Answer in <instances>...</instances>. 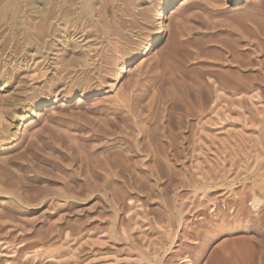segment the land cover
<instances>
[{
	"label": "rangeland",
	"instance_id": "1",
	"mask_svg": "<svg viewBox=\"0 0 264 264\" xmlns=\"http://www.w3.org/2000/svg\"><path fill=\"white\" fill-rule=\"evenodd\" d=\"M163 1L0 0V264H236V245L264 264V0H183L145 50L156 25L138 12ZM44 18L78 21L101 46L102 90L59 79L67 97L37 106L52 73L26 52Z\"/></svg>",
	"mask_w": 264,
	"mask_h": 264
},
{
	"label": "bare ground",
	"instance_id": "2",
	"mask_svg": "<svg viewBox=\"0 0 264 264\" xmlns=\"http://www.w3.org/2000/svg\"><path fill=\"white\" fill-rule=\"evenodd\" d=\"M11 1V0H10ZM56 1V0H55ZM206 1V3H208V2H210V0L208 1V0H205ZM204 1V2H205ZM214 1V0H213ZM234 1H238V0H220L219 2H217V3H219L218 5H219V7H222V6H224V5H229L230 3H233ZM184 2L185 1H183V0H164L163 2H161V6L160 7H156V8H153V10L154 11H150V12H144L143 11V13L142 12H138L139 14H143L144 16H149L150 15V17H151V19L153 20V22L155 23V25H156V30L154 31V33L152 34V36H151V39L149 40V42H147V45L144 47V49L145 50H148V49H150V48H152V47H154L158 42H159V40H161V37H162V35L164 34V31H165V18H167V12H170L174 7H177L179 4H184ZM10 3V2H9ZM12 3H15V2H13V0H12ZM20 3L22 4V2L20 1ZM87 3L88 4H90V3H92V0H87ZM216 3V2H215ZM216 3V4H217ZM258 3V2H257ZM5 4H6V1H5ZM38 4V3H37ZM94 4V3H93ZM211 4V3H210ZM249 4V3H248ZM7 5V4H6ZM9 5H11V4H9ZM8 5V6H9ZM25 5V4H24ZM85 5V4H84ZM83 5V6H84ZM110 5V4H109ZM194 5H197V4H194ZM21 6V5H20ZM53 6H54V4H53ZM95 6V5H94ZM105 6V5H104ZM200 6V5H199ZM232 6V5H231ZM7 7V6H6ZM22 7H23V5H22ZM65 7V6H64ZM103 7V6H102ZM180 7V6H179ZM179 7L177 8L178 10H175V11H177L176 13H174V14H180V12H181V9H179ZM227 7V6H226ZM229 7V6H228ZM0 8H2V7H0ZM5 8V7H4ZM3 8V9H4ZM18 8V7H17ZM44 8V7H43ZM106 8V7H105ZM185 8V7H184ZM249 8V7H248ZM15 9V8H14ZM250 9V8H249ZM6 10H7V8H6ZM22 10V9H21ZM21 10H20V12H21ZM38 10V9H37ZM80 10V9H79ZM108 10V9H107ZM200 10V9H199ZM244 10V9H243ZM5 11V10H4ZM246 11H248V9H245V11L244 12H246ZM2 12V11H1ZM25 12H27V11H25ZM34 12H35V10H34ZM201 12H203V11H201ZM251 12V11H250ZM7 13H8V11H7ZM53 13L55 14V12L53 11ZM126 13H128V12H126ZM182 13H184V12H182ZM238 13H240V12H238ZM9 14V13H8ZM25 14V13H24ZM27 14H30V13H27ZM32 14V13H31ZM59 14V13H58ZM193 14V13H192ZM235 14V13H234ZM237 14V13H236ZM243 14V13H242ZM1 15V14H0ZM7 15V14H6ZM16 15H18V14H16ZM26 15V14H25ZM32 15H34V14H32ZM41 15V14H40ZM66 15V14H65ZM108 15V14H107ZM128 15H129V13H128ZM208 15V14H207ZM24 16V15H23ZM48 16H50V14L48 15ZM47 16V17H48ZM66 16H68V14L66 15ZM76 16V15H75ZM78 16H80V15H78ZM81 16H83V15H81ZM81 16H80V18H81ZM100 16V15H99ZM240 16H241V14H240ZM249 16V15H248ZM8 17H10V16H8ZM50 17H52V16H50ZM57 17V16H56ZM70 17V16H69ZM73 17V16H72ZM71 17V18H72ZM102 17V16H101ZM208 17V16H207ZM235 17V16H234ZM253 17V16H252ZM2 18V17H1ZM11 18V17H10ZM18 18V17H17ZM55 18V17H54ZM79 18V19H80ZM107 18V17H106ZM179 18V17H178ZM177 18V19H178ZM181 18H184L183 17V15L181 14V16H180V18L179 19H181ZM221 18V17H220ZM230 18V17H229ZM247 18V17H246ZM254 18V17H253ZM16 19V18H15ZM56 19V18H55ZM75 19V18H74ZM179 19L177 20V21H179ZM188 19V18H187ZM217 19V18H216ZM234 19H236V18H234ZM12 20V19H11ZM54 20V19H53ZM186 20V19H185ZM184 20V23H186L187 21H185ZM233 20V19H232ZM4 21H5V19H4ZM13 21H15L14 19H13ZM40 21V26H41V33H40V35L38 34V41H37V43H39V46H37V47H34V48H32V49H27V52H26V54H27V56L29 57L30 56V51L31 50H34L35 51V53L38 55V57H41V62L44 64V65H46V67H45V70H43L42 69V71H41V76H45L46 75V73H45V71H49L50 73H52V75L51 76H48V77H43L44 79H46L44 82L46 83V86L45 87H47V88H45L46 89V94H43L40 98H38L37 99V106H40V105H43V104H46V103H49V102H51V101H53L54 99H56V100H59L60 98H66L67 96H65V94L63 95L61 92L59 93L58 91H56L57 90V88L59 87V79H62V80H64L66 83H68V82H72V87H74V86H76V87H78L79 89H78V91H76L75 93L76 94H78V95H80L81 97H84V96H86V95H89V94H92V93H94V92H98V91H100V90H102L101 89V86H96V87H94L93 86V80L94 79H96V80H99V74L101 73H99V74H97V71H96V69L98 68V69H100V66L101 65H103L102 63V61H104L103 60V57H104V54H103V50L101 49V46H97L96 47V49H98L97 51H94V47H93V45H94V43H92V40H90V38L88 39V33H87V31H85V28H83L82 26L81 27H79V24H77V22H74L73 21V19L72 20H70V19H68V20H64V21H62L63 23V25H61V23H60V21H57V20H55V23H54V26H55V28H54V30H53V28L51 27L52 25H50V26H48V20H46V18H44V19H41V20H39ZM81 21V20H80ZM106 21V20H105ZM197 21V20H196ZM211 21V20H210ZM231 21V20H230ZM237 21V20H236ZM240 21V20H239ZM262 21V20H261ZM260 21V22H261ZM264 21V20H263ZM9 22H10V20H9ZM86 22V21H85ZM189 22V21H188ZM238 22V21H237ZM256 22H258L257 20H256ZM11 23V22H10ZM38 23V22H37ZM37 23H36V26H37ZM50 23V22H49ZM80 23V22H79ZM83 24H84V22H82ZM177 23V22H176ZM239 23V22H238ZM259 23V22H258ZM3 24V23H2ZM13 24H15V23H13ZM174 24V23H173ZM181 24H182V20H181ZM181 24H178L177 23V25H178V29L181 31L182 29H181V27H182V25ZM240 24V26H241V22L239 23ZM243 24V23H242ZM6 25V24H5ZM185 25H187V24H185ZM189 25V24H188ZM195 25V24H194ZM245 25V24H244ZM247 25V24H246ZM260 25H262V24H260ZM264 25V24H263ZM262 25V26H263ZM48 26V27H47ZM184 26V25H183ZM0 27H1V22H0ZM109 27V26H108ZM173 27V26H172ZM242 27H243V25H242ZM246 27V26H245ZM260 27V26H259ZM184 28V27H183ZM187 28V27H186ZM203 28V27H202ZM249 28V27H248ZM104 29V28H103ZM150 29V28H149ZM185 29V28H184ZM221 29V28H220ZM247 29V28H246ZM251 29V28H250ZM261 29H262V27H261ZM106 30V29H105ZM104 30V31H105ZM188 30V29H187ZM249 30V29H248ZM176 31V30H175ZM184 31V33L183 34H185V37H186V33H185V30H183ZM250 32H252V31H250ZM253 32H254V30H253ZM133 33V32H132ZM172 33H173V31H172ZM171 33V34H172ZM178 33V32H177ZM181 33V32H180ZM46 34H49V36L51 37L50 38V40H47L46 39ZM182 34V36H184ZM263 34V33H262ZM250 35H251V33H250ZM26 37H25V39H26V41L27 42H30L31 41V39H30V35H29V33H26V35H25ZM228 36V35H227ZM197 37V36H196ZM210 38V37H209ZM258 38V37H257ZM261 38V37H260ZM101 39V38H100ZM197 39V38H196ZM208 39V38H207ZM223 39V38H222ZM225 39V38H224ZM198 40V39H197ZM206 40V39H205ZM217 41H218V39H216ZM220 40V39H219ZM226 40H228V39H226ZM232 40V39H231ZM214 41V40H213ZM222 41V40H221ZM176 42H177V40H176ZM195 42V41H194ZM197 42V41H196ZM204 42V41H203ZM237 42V41H236ZM32 43H33V41H32ZM168 43V42H167ZM223 44H224V42H222ZM221 43V44H222ZM227 43V42H226ZM226 43H225V47L224 48H228L227 47V45H228V43H227V45H226ZM34 44H35V42H34ZM184 44V43H183ZM197 44H199V43H197ZM222 44V45H223ZM16 45H17V43H16ZM29 45V44H28ZM112 45H114V44H112ZM192 45V44H191ZM253 45V44H252ZM27 46V45H26ZM59 46H61V49H62V51L63 52H61V51H59ZM167 46H169V45H167ZM178 46V45H177ZM196 47H200V46H197V45H195ZM194 46V47H195ZM241 46H243L242 44H241ZM180 47V46H179ZM264 47V46H263ZM27 48V47H26ZM170 48V47H169ZM203 48V47H202ZM215 48V47H214ZM222 48V47H221ZM179 49H181V48H179ZM196 49V48H195ZM199 49H201V48H197V50H199ZM218 49H220V48H218ZM217 49V50H218ZM231 49H233V51L235 52V55H236V50H234V48H232V46H231V48L229 47V49L228 50H231ZM240 49V48H239ZM58 51H59V53H58ZM87 51H94V53H93V57L94 58H92V57H88L87 56ZM114 51H115V49H114ZM163 51V50H162ZM183 51H184V48H183ZM189 51V50H188ZM195 51V50H194ZM219 51V50H218ZM226 51V50H225ZM232 51V50H231ZM231 51H229V52H231ZM258 51V50H257ZM61 52V53H60ZM186 52V51H185ZM196 52V51H195ZM198 52V51H197ZM202 52V51H201ZM213 52V51H212ZM220 55L221 54H223L222 52H221V49H220ZM219 52H217L216 51V53H219ZM227 52V51H226ZM244 52V51H243ZM145 53V52H144ZM159 53V52H158ZM16 54V53H15ZM107 54V53H106ZM160 54V53H159ZM198 54V53H197ZM215 54V53H214ZM260 54V53H259ZM23 55V54H22ZM50 55H53L54 57L53 58H51L50 57ZM162 55H163V52H162ZM203 55V54H202ZM209 55V54H208ZM220 55H215L217 58L220 56ZM240 55H242L241 53H240ZM240 55H238V58H239V56ZM106 56V55H105ZM188 56V55H187ZM189 56H190V54H189ZM212 56H213V54H212ZM215 56L213 57L214 59H215ZM224 56V55H223ZM259 56V55H258ZM115 57V56H114ZM166 57H167V55H166ZM182 57V56H181ZM208 57V56H207ZM211 57V56H210ZM221 57H222V55H221ZM221 57H219V58H221ZM230 57V56H229ZM234 57V56H233ZM240 57H243V56H240ZM245 57V56H244ZM108 58V57H107ZM197 58H199V55H198V57ZM204 58H206V57H204ZM203 57L200 59V60H202V59H204ZM212 58V57H211ZM222 58H224V57H222ZM228 58V57H227ZM250 58V57H249ZM248 58V59H249ZM14 59H15V57H14ZM104 59H106V57H104ZM171 59V58H170ZM226 59V58H225ZM225 59H223V60H225ZM232 59V58H231ZM243 59V58H242ZM242 59H238L239 61L240 60H242ZM6 60V59H5ZM24 60H25V58H24ZM31 60V59H30ZM117 60V59H116ZM119 60V59H118ZM117 60V61H118ZM205 60V59H204ZM207 60V59H206ZM210 60V59H209ZM218 60V59H217ZM220 60H222V59H219V61ZM226 60H228V59H226ZM236 60H237V58H236ZM236 60H233L234 62L236 61ZM22 61V60H21ZM57 61V62H56ZM130 60H127V61H120V62H118V63H114V68H112V71L109 69V71H111V75H113V77H114V80L115 81H117L118 80V77H119V74H120V72L123 70V68L125 67V65L127 64V62H129ZM166 61H167V59H166ZM208 61V60H207ZM230 60H228L227 62H229ZM238 61V62H239ZM6 62V61H5ZM12 62V61H11ZM11 62H9V63H11ZM17 62V61H16ZM24 62V61H23ZM55 62H56V66H55ZM187 62V61H186ZM217 62V61H216ZM223 62V61H222ZM232 62V61H231ZM230 62V63H231ZM242 63L243 62H246V61H241ZM14 63V62H13ZM171 63V62H170ZM209 64H212L213 62H208ZM224 63H225V61H224ZM240 63V62H239ZM54 64V65H53ZM167 64V63H166ZM193 64V63H192ZM206 64V63H205ZM208 64V65H209ZM219 64V63H218ZM238 64V63H237ZM12 65V64H11ZM17 65V64H16ZM110 65V64H109ZM112 65V64H111ZM181 65V64H180ZM184 65V64H183ZM221 65V64H220ZM223 65V64H222ZM245 65V64H244ZM20 66V65H19ZM187 66V65H186ZM13 67V66H12ZM174 67V66H173ZM210 67V66H209ZM211 67H213V65H211ZM224 67V66H223ZM235 67V66H234ZM243 67V66H242ZM55 68V69H54ZM168 68H169V64H168ZM167 68V69H168ZM219 68V67H218ZM53 69H54V72H53ZM146 69V68H145ZM239 69V68H238ZM237 69V70H238ZM244 70H245V68H243ZM242 69V70H243ZM250 69V68H249ZM170 70V69H169ZM195 70H196V68H195ZM241 70V71H242ZM168 71V70H167ZM183 71V70H182ZM165 72V71H164ZM171 72H173L174 73V71H171ZM204 72V71H203ZM209 72V71H208ZM110 73V72H109ZM249 73V72H248ZM251 73V72H250ZM3 74V73H2ZM166 74V73H165ZM197 74V73H196ZM217 74V73H216ZM240 74H241V72H240ZM115 75V76H114ZM222 75V74H221ZM242 75V74H241ZM245 75V74H244ZM257 75V74H256ZM164 76H166V75H164ZM178 76V75H177ZM238 76V75H237ZM217 77V76H216ZM241 77V76H240ZM239 77V78H240ZM251 77V76H250ZM257 77V76H256ZM221 78V77H220ZM262 78V77H261ZM187 79V78H186ZM249 79V78H248ZM180 80V79H179ZM252 80V79H251ZM254 80V79H253ZM108 82V81H107ZM154 82V81H153ZM44 83V84H45ZM196 83V82H195ZM230 83V82H229ZM43 84V85H44ZM110 84H111V82H110ZM161 84V83H160ZM114 84H112L111 86H113ZM189 85V84H188ZM242 85V84H241ZM241 85H240V87H241ZM246 85V84H245ZM173 86V85H172ZM215 86H216V84H215ZM44 87V86H43ZM116 87V86H115ZM170 87V86H169ZM237 87V86H236ZM239 87V88H240ZM246 87V86H245ZM217 88V87H216ZM218 88H219V86H218ZM220 88H222V87H220ZM72 89V88H71ZM71 89H69L68 91H70ZM212 89H213V87H212ZM238 89V88H237ZM247 89V88H246ZM148 90V89H147ZM199 90V89H198ZM216 90V89H215ZM161 91V90H160ZM214 91V90H213ZM176 92V91H175ZM224 92V91H223ZM227 92V91H226ZM38 93V92H37ZM216 93H217V91H216ZM220 93V92H219ZM40 94V93H39ZM177 94V93H176ZM229 94V93H228ZM161 95V94H160ZM224 95V94H223ZM223 95H220V94H216V99L214 100V102H216V103H218V98H219V100L220 99H222V96ZM227 95V94H226ZM121 96V95H120ZM176 96V95H175ZM174 96V97H175ZM201 96V95H200ZM228 96V95H227ZM227 96H224V97H227ZM231 96V95H230ZM233 96V95H232ZM231 96V97H232ZM70 97V96H69ZM118 97V96H117ZM170 97V96H169ZM221 97V98H220ZM223 97V98H224ZM135 98H137V97H135ZM134 98V99H135ZM210 98V97H209ZM230 98V97H229ZM234 98V97H233ZM150 99V98H149ZM181 99V98H180ZM128 101H129V99H128ZM240 101V100H239ZM176 102V101H175ZM174 102V103H175ZM235 102V101H234ZM133 103V102H132ZM152 103V102H151ZM126 104V103H125ZM157 104V103H156ZM149 105V104H148ZM174 105V104H173ZM177 105V104H176ZM217 105V104H216ZM213 107H215V105L213 106ZM198 109V108H197ZM224 109V108H223ZM140 111V110H139ZM159 111V110H158ZM201 111V110H200ZM180 112V111H179ZM158 114V113H157ZM178 114V113H177ZM135 115H137V114H135ZM162 115V114H161ZM194 115V114H193ZM262 115V114H261ZM175 117H177V116H175ZM180 117V116H179ZM262 117H264V116H262ZM211 118V117H210ZM155 119V118H154ZM189 119V118H188ZM105 121V120H104ZM208 121V120H207ZM206 121V122H207ZM146 122V121H145ZM217 122V121H216ZM135 123H137V122H135ZM203 123V122H202ZM210 123H211V121H210ZM106 124V123H105ZM108 124V123H107ZM199 125H201L200 123H199ZM161 126V125H160ZM159 126V127H160ZM181 126V125H180ZM202 126H204V123L202 124ZM201 126V127H202ZM154 127V126H153ZM108 128V127H107ZM161 128V127H160ZM207 129V128H206ZM63 130V129H62ZM149 130V129H148ZM150 130H151V128H150ZM155 130V129H154ZM162 131H163V129H161ZM165 130V129H164ZM153 131V130H152ZM159 131V130H158ZM161 131V132H162ZM202 131V130H201ZM204 131H205V129H204ZM206 132H207V130H206ZM67 133H69L68 132V130H67ZM202 133H203V131H202ZM212 133V132H211ZM152 134V133H151ZM164 134V133H163ZM257 134V133H256ZM158 135V134H157ZM162 135V134H161ZM166 135V134H165ZM174 135V134H173ZM258 135V134H257ZM176 136H177V134H176ZM162 137H164V136H162ZM162 137H161V139H162ZM172 137V136H171ZM69 140H71L72 139V136L70 135L69 137ZM150 139L152 138V136L151 137H149ZM165 138H166V136H165ZM174 138V137H173ZM246 138V137H245ZM76 139V138H75ZM155 139V138H154ZM157 140V139H156ZM264 140V139H263ZM39 141V140H38ZM63 142V141H62ZM155 142V141H154ZM160 142V141H159ZM163 142H164V138H163ZM167 142V141H166ZM165 142V143H166ZM176 142V141H175ZM236 142H238V141H236ZM259 142H262V140H260V141H257V143L259 144ZM162 143V142H161ZM207 143V142H206ZM155 144V143H154ZM164 144V143H163ZM250 144V143H249ZM256 144V143H255ZM257 144V145H258ZM208 145H209V143H208ZM246 145V144H245ZM257 145H254V146H257ZM260 145V144H259ZM160 146V148L162 147V145H159ZM261 146V145H260ZM243 147V146H242ZM241 147V148H242ZM247 147V146H246ZM163 149H165V146H163L162 147ZM161 148V149H162ZM249 148V147H248ZM117 151H119V150H117ZM163 151V150H162ZM165 151V150H164ZM223 151V150H222ZM259 152V151H258ZM118 153V152H117ZM260 153V152H259ZM98 154V153H97ZM102 154H103V152H102ZM218 155V154H217ZM220 155V154H219ZM224 155V154H223ZM101 156V155H100ZM109 156V155H108ZM215 156V155H214ZM213 156V157H214ZM233 156V155H232ZM97 157V156H96ZM95 157V158H96ZM121 157V156H120ZM99 158V157H98ZM105 158V157H104ZM108 158V157H107ZM217 159V156L216 157H214V159ZM227 158V157H226ZM93 159V158H92ZM101 159H102V156H101ZM106 159V158H105ZM116 159V158H115ZM236 159V158H235ZM158 160V159H157ZM156 160V161H157ZM168 160V159H167ZM166 160V161H167ZM243 160V159H242ZM96 161V160H95ZM99 161V160H98ZM124 161V160H123ZM224 161V160H223ZM97 162V161H96ZM113 162V161H112ZM218 162V161H217ZM226 162V161H225ZM250 162V161H249ZM100 165H107L106 163H105V161L103 162V160H101L100 162H98ZM168 164H169V162H167ZM245 164V163H244ZM122 165V164H121ZM156 165V164H155ZM219 165V164H218ZM97 166V165H96ZM108 166V165H107ZM161 166V165H160ZM162 167V166H161ZM160 167V168H161ZM164 167V166H163ZM162 167V168H163ZM166 167V166H165ZM215 167V166H214ZM108 168V167H107ZM110 168V167H109ZM109 168H108V170H109ZM159 168V167H158ZM221 168H222V166H221ZM100 169H102V168H100ZM215 169H216V167H215ZM94 170V169H93ZM116 170V169H115ZM118 171V170H117ZM247 171V170H246ZM89 172V171H88ZM92 172V171H91ZM116 173V172H115ZM223 173V172H222ZM114 174V173H113ZM111 175V174H110ZM101 176V175H100ZM122 189V188H121ZM120 190V189H119ZM121 191V190H120ZM117 192V191H116ZM234 194V193H233ZM118 195V194H117ZM123 196V195H122ZM252 196V195H251ZM119 199V198H118ZM261 202H260V200H258L256 197H255V199L253 200V206H254V208L255 209H258L259 208V205H261L260 204ZM111 204V203H110ZM181 205V204H180ZM130 207V206H129ZM113 208V207H112ZM187 208V207H186ZM127 209V208H126ZM95 225V223L93 224V226ZM75 227V226H74ZM72 228V227H71ZM123 230V229H122ZM63 232V231H62ZM61 232V233H62ZM100 232V231H99ZM130 232V231H129ZM103 234V233H102ZM66 237H67V234H66ZM98 237V236H97ZM88 238V237H87ZM132 241V240H131ZM134 242V241H133ZM137 244V243H136ZM237 253V252H236ZM145 259H147V258H145ZM240 260V259H239ZM238 260V261H239ZM222 262V261H221Z\"/></svg>",
	"mask_w": 264,
	"mask_h": 264
},
{
	"label": "crops",
	"instance_id": "3",
	"mask_svg": "<svg viewBox=\"0 0 264 264\" xmlns=\"http://www.w3.org/2000/svg\"><path fill=\"white\" fill-rule=\"evenodd\" d=\"M224 247V246H223ZM224 250V249H223ZM221 252V251H220ZM223 252V251H222ZM237 252V253H236ZM234 257L236 264H244V256L242 254V250L240 249V247L238 245H236L234 252L232 251L229 254V257ZM240 259V260H239ZM239 260V261H238Z\"/></svg>",
	"mask_w": 264,
	"mask_h": 264
}]
</instances>
